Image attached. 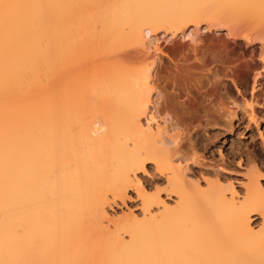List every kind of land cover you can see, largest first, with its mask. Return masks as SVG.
<instances>
[{
	"label": "bare ground",
	"instance_id": "obj_1",
	"mask_svg": "<svg viewBox=\"0 0 264 264\" xmlns=\"http://www.w3.org/2000/svg\"><path fill=\"white\" fill-rule=\"evenodd\" d=\"M259 68L264 0H0V264H264L257 171L239 196L220 178L189 185L181 159L218 87ZM146 162L173 203L141 182ZM129 188L139 215L113 217Z\"/></svg>",
	"mask_w": 264,
	"mask_h": 264
},
{
	"label": "rangeland",
	"instance_id": "obj_2",
	"mask_svg": "<svg viewBox=\"0 0 264 264\" xmlns=\"http://www.w3.org/2000/svg\"><path fill=\"white\" fill-rule=\"evenodd\" d=\"M214 32L213 30L209 31L201 27L194 36L209 39L210 37L215 39L221 37L225 39L229 38L226 31L222 28ZM178 38L181 42L188 43L191 41L187 36L183 39L180 38V36L174 39L178 40ZM170 39L173 41L172 38L168 37L165 40L161 39V42L164 46L167 45V47H172V43L175 41L171 42ZM236 41L237 42H233L230 40L231 47L235 51L240 52L246 56V58L250 57L249 60L252 58V60L256 59L259 61L258 58L262 53L259 41L254 39L252 42H246L242 37H238ZM191 43L192 42H190V44ZM256 71L254 69H248L246 72L244 71L247 74H244L245 76L243 75V77L236 80L234 83L226 80L223 85H220L218 87V93L220 95L218 101H221L218 104H220L219 106H221L223 110L221 108L219 111H214L213 117H216L215 119L212 117L208 123H201V125H195L190 129V135L194 141V154L191 155L188 152L186 156H183L184 158H189L186 159V161L180 157L183 160L182 164L186 163L185 165H187L186 174L189 177V185L193 186L198 184L200 187H204L206 184L214 185L216 184V178H220L224 183L227 181V183L232 184L238 195L241 196L249 184L248 179L250 177L248 176L252 175L251 173L253 169H255L258 174L259 182L264 187V73H262V70L259 71H262V74ZM253 79L256 80V87L252 90ZM251 93L254 94L257 100V103H254L253 106L257 114L255 116L256 122L251 120L248 121L247 114L245 113L247 108H245L246 106L243 104L246 99H249ZM226 106H229V108L234 106V110L231 108L233 112L228 108L232 115L230 112L227 113L225 111L227 110ZM161 114L162 113H160V115ZM163 115L159 117V122H161L162 119H166L165 124H167V126L169 125L168 129H170V132L179 130V128L177 129V127L174 126L171 117L169 118L166 114V116ZM146 171L147 172L144 173L140 172L138 175L143 185L146 186L150 192H159L160 196L166 198L167 202L173 203L175 196L168 195L167 197L164 179L154 171L153 165L150 162H146ZM113 201H110L109 204L111 205L108 206V210L113 217L119 218L126 210L128 211V209L131 210L133 214L139 215V199L134 189L129 188L122 200L115 199V201ZM123 201L124 203H122ZM252 219L256 223L260 221V217L256 214H253Z\"/></svg>",
	"mask_w": 264,
	"mask_h": 264
}]
</instances>
